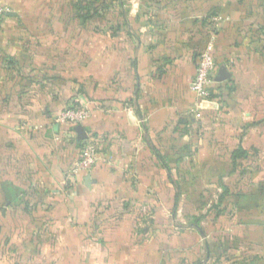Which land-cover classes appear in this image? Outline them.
<instances>
[{"label":"crops","instance_id":"1","mask_svg":"<svg viewBox=\"0 0 264 264\" xmlns=\"http://www.w3.org/2000/svg\"><path fill=\"white\" fill-rule=\"evenodd\" d=\"M87 1L0 0V264H264V0ZM76 101L100 160L74 175Z\"/></svg>","mask_w":264,"mask_h":264},{"label":"built area","instance_id":"2","mask_svg":"<svg viewBox=\"0 0 264 264\" xmlns=\"http://www.w3.org/2000/svg\"><path fill=\"white\" fill-rule=\"evenodd\" d=\"M7 9L0 4V28L3 23ZM213 47L210 44L201 56L197 66V72L194 79V90L201 101H207L212 96L213 76L216 71V61L212 55ZM91 118L89 106L84 105L82 101H76L57 117L56 123L59 125L80 126ZM100 160L98 145L92 140H85L81 147L79 160L71 169V174H78L82 171H91Z\"/></svg>","mask_w":264,"mask_h":264},{"label":"trees","instance_id":"3","mask_svg":"<svg viewBox=\"0 0 264 264\" xmlns=\"http://www.w3.org/2000/svg\"><path fill=\"white\" fill-rule=\"evenodd\" d=\"M85 4L86 5H84V3L81 2V3L77 4V6H76L77 11H78V17L83 22L93 21L95 16H98L99 13H102L103 11L108 10L110 7L113 6V2L112 1L108 2V0H106V3L101 4V5H95L94 0H88ZM126 23H127V21H126ZM124 25H125V23H124ZM113 27L114 26L112 25L111 28H113ZM184 121L187 124V121L186 120H184ZM61 126H67L71 129V131H74V128H75L74 126H69V125H61ZM83 142L79 143V145L81 147H82ZM80 155H81V153H80ZM247 155H248L247 151L244 150L242 147H240L238 150H236L235 152L232 153V161L234 164V171H237V169H238V166H237L238 159L244 160L247 158ZM219 185H221V188L223 189V193L221 195H219L217 203H214L212 205L211 209L207 213V215L212 216L214 218H218L220 215H222L228 209V207H229L228 199L232 195L229 187L226 184H222V182H219ZM238 194H236V196H238ZM241 196L242 195H240V197Z\"/></svg>","mask_w":264,"mask_h":264},{"label":"water","instance_id":"4","mask_svg":"<svg viewBox=\"0 0 264 264\" xmlns=\"http://www.w3.org/2000/svg\"><path fill=\"white\" fill-rule=\"evenodd\" d=\"M226 73L227 72L224 71V70L221 71V77L218 78L219 82L225 81L226 79H228L230 77V75L226 74ZM74 130L77 133V141H78V143H81V142H83V141L88 139L87 132H86L85 128L82 125L76 126L74 128Z\"/></svg>","mask_w":264,"mask_h":264},{"label":"rangeland","instance_id":"5","mask_svg":"<svg viewBox=\"0 0 264 264\" xmlns=\"http://www.w3.org/2000/svg\"><path fill=\"white\" fill-rule=\"evenodd\" d=\"M208 101V100H207ZM83 103H84V105H87V106H89V109H90V112H91V116H92V114H93V110H92V103H90V102H88V101H82Z\"/></svg>","mask_w":264,"mask_h":264}]
</instances>
